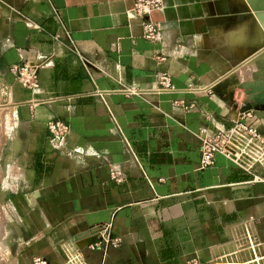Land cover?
Returning a JSON list of instances; mask_svg holds the SVG:
<instances>
[{
	"label": "crops",
	"instance_id": "crops-1",
	"mask_svg": "<svg viewBox=\"0 0 264 264\" xmlns=\"http://www.w3.org/2000/svg\"><path fill=\"white\" fill-rule=\"evenodd\" d=\"M134 1L0 0V210L17 241L0 261L236 263L245 228L264 255V116L245 120L263 142L249 167L215 154L200 168L203 140L247 115L238 86H264V13L245 0H161L148 41L126 15ZM38 55L33 93L10 68ZM157 72L171 91L151 92ZM231 79L232 101L213 93ZM106 234L119 247L91 250Z\"/></svg>",
	"mask_w": 264,
	"mask_h": 264
},
{
	"label": "built area",
	"instance_id": "built-area-1",
	"mask_svg": "<svg viewBox=\"0 0 264 264\" xmlns=\"http://www.w3.org/2000/svg\"><path fill=\"white\" fill-rule=\"evenodd\" d=\"M162 9L161 0H135L133 7L126 11L128 19H139L140 27L142 29V36L148 41H157L160 35V26L158 23L152 22L148 19L150 13L159 11ZM64 36L69 39L68 33H64ZM54 41L59 40V35H54ZM158 60L163 58L156 57ZM47 60L44 56H37L33 61L23 60L18 65L10 68V73L19 81V83L35 93L39 89L38 84V71L43 68L45 61ZM85 62H87L84 59ZM172 90L170 76L165 72H157L155 74V87L152 93L159 94L169 92ZM127 94H139L140 91L132 88L125 89ZM175 106H183L182 102H174ZM246 114V113H245ZM244 115V114H242ZM249 117H240L232 128L227 131L219 132L212 138H206L202 142L201 147V159L200 168L204 169L213 165V158L215 154H222L228 159L234 160L240 166L249 167L250 162L248 161L252 155V149L256 146V149L262 147V139L256 129L249 125L245 120ZM48 129L52 131L54 137L59 142L68 135V127L62 122L56 120L48 123ZM55 147V144H54ZM77 155L76 151L74 153ZM110 180L116 184L123 183L124 179L118 175L115 171H110ZM244 236L246 238V257L243 261L236 263H229L225 259H215L211 263L207 264H259L264 262V255H259L260 244L255 240L252 234L245 228ZM120 245V240L117 238H111L108 234L103 235L97 242L90 245L91 250L106 251L109 247L117 248ZM226 253H232L234 250L225 251ZM31 264H55L42 258H33ZM187 264H205L197 260H191Z\"/></svg>",
	"mask_w": 264,
	"mask_h": 264
},
{
	"label": "water",
	"instance_id": "water-1",
	"mask_svg": "<svg viewBox=\"0 0 264 264\" xmlns=\"http://www.w3.org/2000/svg\"><path fill=\"white\" fill-rule=\"evenodd\" d=\"M250 11L254 14L264 13V0H245ZM237 84L235 79L224 80L212 87L213 93L225 100L232 101L233 93L228 91V87ZM239 89H244L249 98L247 103L240 110V114L252 112L257 118L264 116V86L253 83L250 85H239ZM263 114L260 116L259 114Z\"/></svg>",
	"mask_w": 264,
	"mask_h": 264
},
{
	"label": "rangeland",
	"instance_id": "rangeland-1",
	"mask_svg": "<svg viewBox=\"0 0 264 264\" xmlns=\"http://www.w3.org/2000/svg\"><path fill=\"white\" fill-rule=\"evenodd\" d=\"M14 227L6 220L5 212L0 210V256L2 258L10 256L14 258V248L16 246V238L13 235ZM6 252V253H5ZM9 253V254H8ZM14 260V259H13ZM0 264H9L7 261H0Z\"/></svg>",
	"mask_w": 264,
	"mask_h": 264
}]
</instances>
